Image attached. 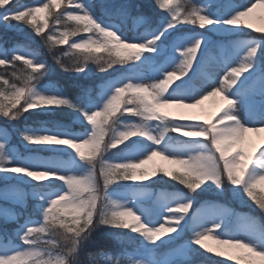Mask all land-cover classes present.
<instances>
[{"label": "snow or ice", "instance_id": "snow-or-ice-1", "mask_svg": "<svg viewBox=\"0 0 264 264\" xmlns=\"http://www.w3.org/2000/svg\"><path fill=\"white\" fill-rule=\"evenodd\" d=\"M153 6L151 15L137 9L132 16L134 5L101 0V15L94 0H0L6 29L13 27L8 21L23 22L50 51L67 46L63 55L71 63L54 56L63 71L87 75L92 63L107 77L95 99L88 92L72 96L43 82L52 66L35 48L0 44V118L23 125L0 126V178L30 185L35 201L13 236L0 235V264H204L206 253L264 264V135L260 144L250 136L264 134V35L212 38L264 33V0H153ZM128 19L143 30L128 35ZM256 19L261 27L250 22ZM216 48L222 54L213 58ZM211 97L222 103L209 119L170 110L196 108ZM13 134L31 155L17 150ZM157 157L171 167H146ZM168 181L187 192L148 191ZM210 192L250 200L259 218L213 203L190 213L191 194ZM153 196L155 207H144ZM112 230H127L131 252L110 242L119 240ZM105 231L107 238L100 236ZM185 231L189 239L176 246ZM13 238L20 244L6 243ZM207 239L241 254L212 248ZM162 248L172 249L169 258L157 257Z\"/></svg>", "mask_w": 264, "mask_h": 264}, {"label": "trees", "instance_id": "trees-1", "mask_svg": "<svg viewBox=\"0 0 264 264\" xmlns=\"http://www.w3.org/2000/svg\"><path fill=\"white\" fill-rule=\"evenodd\" d=\"M153 0H104L105 3L115 6L119 5L121 3H129L134 5L131 15L136 16L137 15V9H139L140 12L151 15L154 11V6L151 3ZM16 2H26V3H32L33 0H16ZM96 4V11L98 14H103L102 9L100 7L101 0H94ZM197 4H200L203 2V0H195ZM10 6H13L10 4ZM63 10V8L60 9V11ZM54 24V16L49 19V28H51ZM127 33L129 35H135L137 31H141L142 27L140 24H133V21L131 19H128L126 24L124 25ZM250 34L254 35H264V33H257V32H249ZM44 35H48V32L44 33ZM0 44H3L6 48L12 49L16 45L25 46V47H31L35 48L38 53L40 54L41 59L47 60V62L52 66V71L50 72L49 76L45 79L46 83H51L59 86L62 88L65 92H67L69 95L72 96H78L83 95L85 92H88L92 98H96L98 93L100 92V84L107 78L106 74L99 73L97 70V66L95 64L90 63L88 65V74H74L63 71L59 65L56 64L54 56H61L65 63H71V60L69 57L64 56V52L67 51V46H57L55 49H52L51 51L49 48L43 43L42 38L40 36L33 37V35L27 30L25 33H16L5 29H0ZM18 67H23L22 62H18ZM11 68L8 69V72H11ZM4 69L0 68V72H3ZM2 121L3 118H0ZM63 122L65 123H71L68 117H59ZM15 123V122H13ZM13 123H11L13 127ZM16 127H22L21 123H15ZM72 127L74 131L81 132L82 128L79 124H72ZM158 179V177H157ZM166 180L168 178H165ZM151 183V182H149ZM116 186L113 185V188ZM29 188L32 189L29 185ZM151 189L154 191H158L159 189H182L187 190L183 186L178 185L175 181H168L167 183L161 182L159 184H152ZM194 196V207H198L201 205L204 200L206 199H216L215 193H204L200 195L192 194ZM222 199V198H217ZM0 203L5 206V208L10 209L11 212L15 214L14 218L12 219V222L9 224H2L0 223V233L2 230L8 231V229L11 228H18L20 223L24 222V219L30 215L33 214V207L35 204L34 199L31 195H28L25 198V201L21 204H13L7 201H1ZM248 206H255L250 200L247 201L246 205ZM192 210V209H191ZM190 210V211H191ZM234 212V211H232ZM234 220V217L232 218ZM115 232L119 240H112L110 241L112 244H115L118 249L120 250H127L131 252L133 250V243L129 239V235L127 233V230H112ZM135 235V234H131ZM191 235L190 231H185L181 238L176 241V246L182 245L187 242ZM100 236L103 238L108 237V232H101ZM172 249L170 248H162L159 250L157 257L159 259H167L169 258V253ZM203 251V249H201ZM206 257H210V259H207L204 261V264H215L216 261H224L225 264H236L235 261H227L226 257H218L211 253H206ZM114 258H119L114 257ZM197 259H200L199 257Z\"/></svg>", "mask_w": 264, "mask_h": 264}, {"label": "rangeland", "instance_id": "rangeland-1", "mask_svg": "<svg viewBox=\"0 0 264 264\" xmlns=\"http://www.w3.org/2000/svg\"><path fill=\"white\" fill-rule=\"evenodd\" d=\"M221 2H223V0H221ZM231 2L233 4L238 5L241 3V0H231ZM32 3H29V4H32ZM151 3L153 4V1H151ZM21 4H28V3L21 2ZM9 7H12V6L9 5ZM0 11H2V10H0ZM61 11H63V10H61ZM258 12H259V10H258ZM250 22L254 24V27H261L262 26L258 19L251 20ZM7 23L11 24L13 27L6 29L3 24H0V29L9 30V31L16 32V33H25L28 30L33 35V37H38V36L34 35V32L31 29V27L23 24V22L8 21ZM52 27L48 28V30L46 31V34H47V32L49 33L52 31ZM60 27H61V30H63V26H60ZM200 31H203V30H200ZM249 32H255V31H254V29H246L245 33L241 34L238 37H225L223 34H215V35H213L212 38L216 41L224 43V42H226L227 39L238 40V39H247V38H252V37H259L258 35L250 34ZM79 38L80 37L78 36V37H74L73 39L79 40ZM221 54H222L221 49L216 48L211 53V57L218 58ZM43 82L46 83V80ZM199 83H200V81H197V84H199ZM102 87H103V83L101 84V88ZM212 98H214V97H212ZM212 98H210V99H212ZM210 99L204 101L205 105L203 107L201 106L202 108L200 107V111L196 114V116L200 117L202 120L203 119H209L213 114H215L217 112L219 105L221 104V103H216V101H214V104L208 103L210 101ZM173 112L175 114L189 115V113L184 111V110H182V111L175 110ZM0 126H6L9 129L12 128L11 123H6L5 121H2L1 119H0ZM261 135H264V134H250L251 139L253 137L256 140V142H254V140L252 139V141L255 144H260V142L262 141ZM12 140H13V144L16 146L18 151H20L21 153H23L25 155H31V153H29L25 149L24 145L20 142V139L18 136L13 134ZM115 151L116 150H112L111 152L107 153L106 155L111 157L113 155V153H115ZM39 155L47 156V153H39ZM152 163L162 164L166 167H171L170 165H168L167 161H164L159 157L155 158V161L150 162V164L146 165V167H151ZM27 185L28 184L19 183L15 180L0 178V200L8 201V202L14 203V204L22 203L24 201V198L29 193H32V190H29ZM125 190L126 189H121V191H125ZM177 190H182V189H169V190L160 189L157 192H154L151 188L148 189V191L150 193H156V194L175 192ZM183 191L187 192V190H183ZM215 195H216L215 196L216 199L204 200V202L201 205H199L198 207H193V210L190 211V213L194 212L196 210V208H199L202 205H206L208 203H213L216 205H222V206L226 207L227 209L234 211L237 215L253 216L256 218H259V216H260V213H259L258 209L256 208V206H250L249 207L248 206L249 204L246 205L245 202L233 199L229 193H225L222 196L217 195L216 193H215ZM217 198H222V199H217ZM155 204H156V201H155L154 196L152 198L143 200L144 207L154 208ZM13 217H14V213L9 211L7 208H5V206H3L0 203V222L3 224L9 223L13 219ZM233 222H234V220H233ZM208 226L211 227V224H209ZM16 229L17 228H11L10 227L8 229V231H5V230L1 231L0 235H7V236L11 237V236H13V233L15 232ZM171 235H176V234L173 233ZM165 239H166V237H165ZM6 243H11L12 245H19L20 241L18 238H13L10 241H6ZM205 243L208 244L212 248H215L217 250L226 251L229 254H233V255H240L241 254L237 250H233V249L228 248L227 246L217 244L216 241L212 240V239L205 240Z\"/></svg>", "mask_w": 264, "mask_h": 264}, {"label": "bare ground", "instance_id": "bare-ground-1", "mask_svg": "<svg viewBox=\"0 0 264 264\" xmlns=\"http://www.w3.org/2000/svg\"><path fill=\"white\" fill-rule=\"evenodd\" d=\"M212 98V97H211ZM210 99V98H209ZM214 101H216V103H222V98H220V97H214V98H212V99H210V101L208 102V103H211V104H214ZM205 104L203 103L202 105H200V106H198V107H196V108H184V109H177V108H173V109H170L171 111H175V110H178V111H182V110H184V111H186V112H188L189 113V115H196L199 111H200V107L202 106H204ZM201 107V108H202ZM252 139L254 140V142H256V140L252 137ZM261 141V140H260ZM262 142V141H261ZM260 142V143H261Z\"/></svg>", "mask_w": 264, "mask_h": 264}]
</instances>
